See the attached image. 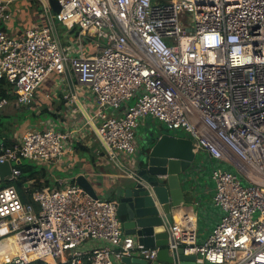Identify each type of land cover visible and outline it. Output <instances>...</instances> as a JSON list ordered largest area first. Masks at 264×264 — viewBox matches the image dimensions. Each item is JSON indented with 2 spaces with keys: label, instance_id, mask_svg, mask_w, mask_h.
Wrapping results in <instances>:
<instances>
[{
  "label": "built area",
  "instance_id": "built-area-1",
  "mask_svg": "<svg viewBox=\"0 0 264 264\" xmlns=\"http://www.w3.org/2000/svg\"><path fill=\"white\" fill-rule=\"evenodd\" d=\"M14 1L0 0L7 92L30 104L45 79L70 70L76 86L63 97L72 106L78 92L89 94L87 122L111 158L122 153L126 173L141 121L183 128L193 151L238 172L212 169L218 222L197 243L172 220L169 252L183 247L210 264H264V0H57L53 19L76 28L64 45L50 23L9 35L3 24ZM8 103L0 98V109ZM74 132L49 123L11 146L0 140V163L11 162L7 180L20 175L13 160L47 165L73 157ZM159 249L123 232L115 199L93 197L77 182L60 179L28 201L13 184L0 187V264H116L134 255L152 264Z\"/></svg>",
  "mask_w": 264,
  "mask_h": 264
},
{
  "label": "crops",
  "instance_id": "crops-1",
  "mask_svg": "<svg viewBox=\"0 0 264 264\" xmlns=\"http://www.w3.org/2000/svg\"><path fill=\"white\" fill-rule=\"evenodd\" d=\"M43 1L45 3V6L48 5L46 0ZM10 8L12 12V17L9 21L3 24V29L9 35L20 36L23 34V31L26 27H30L37 24L44 25L50 23L52 24V26H54L55 28L54 31L59 36L62 45H64V43L66 42L65 35H71L76 33V28L74 26H73L74 28L69 30L67 25L57 21L56 19H53L52 17L53 12L51 13V15L49 14V12H47V16L42 18V16L39 13H35L34 10H31L30 8L26 7L25 3L22 2V0L14 1L11 4ZM55 21L60 23L61 33H59V30L57 29V26L54 23ZM64 28L67 30H65ZM87 50H89L88 47ZM0 83L6 89V92L10 90V88L7 87L4 82L0 81ZM60 85H62V88L60 92H58V88ZM75 86H76L75 77L70 70L69 71L67 70L66 73H64L63 76L61 77L57 75H51L49 78L45 79V81L42 83L41 87L38 90V95L43 94L44 95L43 101L45 100V104L42 106V109L39 111V114L44 115L45 117V120L41 121L43 127L45 126V124L47 125L51 123V124H56V129H60L62 131L69 129L75 130L74 134L69 139V144H71L73 148V153H74L73 157L65 156L57 163L51 164L52 169L55 166L56 167L59 166L60 168L66 169V171H68L69 174L68 180H65L67 177H64L65 179L61 177H53L50 172L47 173V176L49 178V184L44 185L41 188L53 187L57 185V181L60 179H64L65 181H69V182H76L77 175L82 174L92 183L94 191L97 194V196L107 199H113L114 198L113 188L126 180L125 177L126 171L124 170V166H123V165L126 166L125 160L123 159V157L120 158V160L119 158L117 159L111 158L108 155L107 150L104 147L102 141L97 137L93 123L89 124L87 122L89 120L90 115L92 114V108L90 107L91 99L88 97L89 95L88 93L83 94L78 92V95L76 99H74L72 106L68 105L66 99L63 96L64 94H72V92L75 89ZM47 93L51 94V96L48 98H46ZM8 97L10 102V98H14V95L8 92ZM82 123H85L84 127H80ZM145 125H146V118L143 121H141L138 127ZM23 133L24 131L21 133L10 134L9 140L11 144L8 146H11L14 143L19 142V139L21 138ZM172 135H176V134H172ZM176 136H184V135H176ZM135 143H136V155L131 157L134 161L132 164V168L136 166L137 154L141 148V145L137 142V139ZM91 145L92 146L97 145L99 147L97 148L96 151L101 156L100 160L102 162L105 161L106 163H108V165L110 166L108 167V169L103 168V164H104L103 162L101 163V167H100L101 169L98 170L95 167L96 165L94 163V159L92 160V164H91L87 159V156L84 155L85 151H87ZM143 145L144 142H142V148ZM77 149L83 151V154L78 159L75 158V153L77 152ZM92 152H94V149L92 150ZM194 152L195 155L192 161V167L190 169L191 187L185 193L186 203L184 206L179 207L176 211H174V213H172V220L173 222L175 220V222L181 223V226L184 230V234L186 236L191 235L192 237H194L195 242L201 243L199 241V236H198L200 228H204L205 230L206 228H208L210 232L212 227L218 222L219 217L221 216V209L217 207L213 201L214 182L212 181L210 176L212 170L208 175L207 174L204 175L205 176L204 178L196 176V174H194L193 172V170H195L197 167L196 165H198L196 162V157L197 154H199L200 152H202L203 155H205L207 158L210 159L209 161L211 163L210 166L213 165L214 159L209 157L208 153L203 149ZM74 158L76 159V162H78V165H76V163L72 160ZM18 162H20V160L16 161V163ZM16 163L14 165H16ZM41 166H46V165L42 164ZM66 166L68 167L65 168ZM112 176L113 177L120 176L119 178H117L116 184H112V180H113ZM5 180H7V176ZM42 180L43 179H41V181ZM31 182L32 180H28L24 186L28 187L31 184ZM31 193H29L28 195L29 198ZM94 244H96V241H92V240L86 243V245L89 246ZM133 257L140 260V262H136L135 264H148L146 262H141L142 258L139 257L138 255H134ZM156 261H158L159 264H166L158 259H156ZM116 264H127V263L122 261V262H117Z\"/></svg>",
  "mask_w": 264,
  "mask_h": 264
},
{
  "label": "water",
  "instance_id": "water-1",
  "mask_svg": "<svg viewBox=\"0 0 264 264\" xmlns=\"http://www.w3.org/2000/svg\"><path fill=\"white\" fill-rule=\"evenodd\" d=\"M51 11L60 10L57 0H47ZM195 152L187 135L151 133L137 154L136 166L126 173V180L114 187L117 213L126 234L145 247L159 246L157 259L166 264H203L201 254H185L183 247L169 252L172 213L186 203L190 189V169ZM11 172V162L0 163V182ZM115 176L112 184H116ZM76 182L93 197H97L92 183L82 174ZM127 264L140 262L135 257H123ZM141 262H145L141 259Z\"/></svg>",
  "mask_w": 264,
  "mask_h": 264
},
{
  "label": "rangeland",
  "instance_id": "rangeland-1",
  "mask_svg": "<svg viewBox=\"0 0 264 264\" xmlns=\"http://www.w3.org/2000/svg\"><path fill=\"white\" fill-rule=\"evenodd\" d=\"M22 2L25 3L26 7L30 8L31 10H34L35 13H39L42 16V18L47 16L46 6L43 0H22ZM54 23L57 26L59 33H61L60 23H58L57 21H55ZM61 88H62V85L59 86L58 92H60ZM43 98H44V95L40 94L30 104L18 103L14 98H10V102L0 109V120L2 121V126L0 127L1 133L9 136L12 133H21L25 131L26 129L42 130L43 125L41 121H44L45 117L44 115H40L39 111L42 109V106L45 104V100L43 101ZM135 100H136L135 98H131L130 100L126 101L125 104L132 105L134 104ZM161 132L168 133V134L187 136V133L183 128L169 127L167 124L161 121H158L154 118L147 117L146 125L140 126L138 127V129H136V139H137V142L141 145L140 150L142 149V142L145 143V140L147 138L149 142V136L151 133L159 134ZM91 146L84 153V155L87 156V159L89 160V162L92 164V160L94 159V163L96 165L95 167L98 170L101 169L100 168L101 163L104 162L103 168L108 169V167L110 166L105 161L102 162L100 160L101 156L96 151L97 148L99 147L97 145L92 146V147ZM93 149H94V152H92ZM95 153L97 154V156ZM82 154H83V151L77 149V152L75 153V158L78 159L79 157H81ZM121 157H123L122 153H121ZM75 158L72 160L76 163V165H78V162H76ZM209 161L210 159L207 158L205 155H203L202 152L197 154L196 162L198 165H196L197 166L196 169L193 170L194 174H196V176L198 177L204 178L205 177L204 175L206 174L208 175L213 167L215 168L221 167V168L233 171V172H238L237 169L230 163L224 162L219 159H214L213 165H212L213 167H212L210 166L211 163ZM15 163L16 161L13 160L12 164L14 165ZM35 165H36V169L45 168L46 169L45 171L47 173L51 172V175L53 177H61V178L67 177L66 179L64 178L65 180H68L69 178L68 171H66V169L64 168H60L59 166L58 167L55 166L52 169L51 164H47L46 166H41L40 164H35ZM67 167L68 166H66L65 168ZM114 178L115 177L112 176V179ZM207 229L208 228H206V230L204 228H200L199 235H198L200 242H203L207 238L208 234L210 233L209 229L208 230ZM152 264H159V262L154 261ZM203 264H210V263L204 262Z\"/></svg>",
  "mask_w": 264,
  "mask_h": 264
},
{
  "label": "trees",
  "instance_id": "trees-1",
  "mask_svg": "<svg viewBox=\"0 0 264 264\" xmlns=\"http://www.w3.org/2000/svg\"><path fill=\"white\" fill-rule=\"evenodd\" d=\"M4 96L8 97V92H6V89L0 83V98ZM1 126H2V121L0 120V127ZM8 137L9 136L1 133V130H0V140H3V142L6 145L11 144ZM19 160L20 162L16 163V167L20 170V175L18 179L14 181L4 180L0 182V187L13 184L17 188L18 192L20 193L22 200L28 201L30 199L28 196L29 193H31V191L35 189L41 188L44 185H48L49 178L44 168L36 169L35 164L37 163L32 162L28 159H23V158ZM41 179L43 180L41 181ZM28 180H32V182L28 187H25L24 185ZM44 261L45 260H36L32 264H45Z\"/></svg>",
  "mask_w": 264,
  "mask_h": 264
}]
</instances>
